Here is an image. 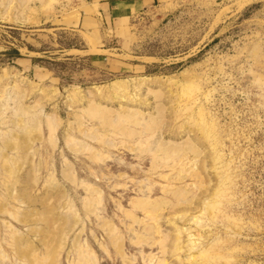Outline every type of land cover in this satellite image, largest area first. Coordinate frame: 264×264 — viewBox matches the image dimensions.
Returning a JSON list of instances; mask_svg holds the SVG:
<instances>
[{
    "label": "rangeland",
    "instance_id": "obj_1",
    "mask_svg": "<svg viewBox=\"0 0 264 264\" xmlns=\"http://www.w3.org/2000/svg\"><path fill=\"white\" fill-rule=\"evenodd\" d=\"M83 10L0 0V264H264V0Z\"/></svg>",
    "mask_w": 264,
    "mask_h": 264
},
{
    "label": "crops",
    "instance_id": "obj_2",
    "mask_svg": "<svg viewBox=\"0 0 264 264\" xmlns=\"http://www.w3.org/2000/svg\"><path fill=\"white\" fill-rule=\"evenodd\" d=\"M171 0H84L82 16L103 23L128 19L158 6H166Z\"/></svg>",
    "mask_w": 264,
    "mask_h": 264
}]
</instances>
